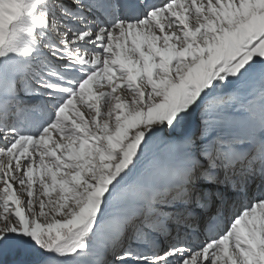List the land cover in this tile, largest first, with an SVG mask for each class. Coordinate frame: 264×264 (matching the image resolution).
<instances>
[{
	"label": "snow or ice",
	"instance_id": "obj_1",
	"mask_svg": "<svg viewBox=\"0 0 264 264\" xmlns=\"http://www.w3.org/2000/svg\"><path fill=\"white\" fill-rule=\"evenodd\" d=\"M0 264H264V0H0Z\"/></svg>",
	"mask_w": 264,
	"mask_h": 264
}]
</instances>
